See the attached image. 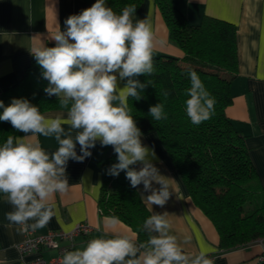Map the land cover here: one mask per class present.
Returning <instances> with one entry per match:
<instances>
[{"label": "clouds", "instance_id": "1", "mask_svg": "<svg viewBox=\"0 0 264 264\" xmlns=\"http://www.w3.org/2000/svg\"><path fill=\"white\" fill-rule=\"evenodd\" d=\"M135 9L125 6L117 14L106 0H96L64 21L66 30L51 37L54 47L40 42L31 48L48 81L44 91L67 109L66 118H48L27 99L14 98L8 106L0 101V121L26 134L9 135L0 145V195L13 208L5 217L11 224L23 226V231L42 229L58 216L53 199L69 188L68 161L83 162L92 155L89 149L97 141L112 146L117 155L118 163L108 173L118 176L124 171L133 188L143 184L150 192L146 197L149 205L163 207L171 197L170 179L149 160L155 152L143 145L128 104L129 98L140 100L148 86L137 77L154 72L152 24L148 17L134 22ZM117 74L126 80L123 89L117 87ZM189 79L185 110L190 121L199 125L214 114L215 99L195 71L189 72ZM149 115L157 121L167 119L161 103L151 106ZM37 135L54 137L57 150L46 152L32 139ZM77 143L81 155L76 152ZM137 163L142 164L138 170L132 167ZM153 183L160 187L153 188ZM167 215L153 214L144 221L143 229L149 233L145 242L137 244L126 234L93 238L82 249L66 252L61 264H214L205 251L195 256L185 253L170 234ZM105 220L110 226L120 223L116 216Z\"/></svg>", "mask_w": 264, "mask_h": 264}, {"label": "crops", "instance_id": "2", "mask_svg": "<svg viewBox=\"0 0 264 264\" xmlns=\"http://www.w3.org/2000/svg\"><path fill=\"white\" fill-rule=\"evenodd\" d=\"M95 2L0 0V92L20 79L33 58L30 50L34 45L42 42L46 47H54L55 41L51 37L58 30H66L64 21L70 15L80 14ZM172 2L189 23H198L206 15L227 20L236 27L237 72L230 83L231 103L225 108V113L234 128L243 134L259 186L264 189V0ZM146 17L150 19L154 32L153 55L163 53L181 57L183 52L170 41L168 28L154 0H142L135 9L133 21ZM125 84L126 81L117 74L118 89H123ZM41 113L48 118H66L67 109L55 108ZM64 127L67 130L68 126ZM32 139L39 142L48 153L55 152L59 146L54 137L37 135ZM141 140L143 145L154 150L155 157L149 155L148 158L162 176L170 179L168 183L172 194L161 207L148 204L146 197L150 192L144 190L143 184L136 188L151 215L168 214L170 234L176 236L185 253L195 256L205 251L207 255L213 256L214 264H259L264 257V240L221 252L215 226L193 202L158 133L154 130L142 133ZM89 151L92 155L83 162L70 159L67 163L69 188L65 193H56L53 199L58 216H54L46 227L28 231L41 235L50 230H69L78 222H86L93 229L89 235L75 237L73 251L82 249L93 238H112L117 234L133 236L139 244L130 226L120 220L119 224L110 226L105 218L111 216L99 211L102 184L100 162L114 152L113 147L101 146L97 141L96 146ZM76 152L81 155L78 143ZM133 167L138 170L142 164L137 163ZM159 187L153 183V188ZM10 211H13L12 206L6 202L5 196L0 195V264H24L17 244L24 238L26 231H23V226L11 224L6 219L5 214ZM42 253L50 257L54 251L44 250Z\"/></svg>", "mask_w": 264, "mask_h": 264}, {"label": "trees", "instance_id": "3", "mask_svg": "<svg viewBox=\"0 0 264 264\" xmlns=\"http://www.w3.org/2000/svg\"><path fill=\"white\" fill-rule=\"evenodd\" d=\"M154 1L170 41L183 55H153L154 72L137 77L148 86L140 100L129 98L130 114L142 133H158L193 202L215 226L221 252L264 240V189L259 186L243 134L225 113L231 103L230 83L237 72L236 27L232 22L206 15L198 23H189L172 0ZM141 2L107 0L108 7L117 14L125 6L137 8ZM191 71L198 74L215 99L214 114L199 125L190 121L185 110ZM47 86L33 57L20 79L0 92V101L8 106L14 98L27 99L40 112L61 108L57 98L45 93ZM158 103L164 105L167 119L157 121L149 115L150 107ZM22 134L9 122L0 121V145L9 135ZM115 163V152L100 162L99 211L118 217L136 233L138 243L145 242L149 233L143 224L151 214L124 171L118 176L108 173ZM259 264H264V257Z\"/></svg>", "mask_w": 264, "mask_h": 264}, {"label": "built area", "instance_id": "4", "mask_svg": "<svg viewBox=\"0 0 264 264\" xmlns=\"http://www.w3.org/2000/svg\"><path fill=\"white\" fill-rule=\"evenodd\" d=\"M92 227L86 222H78L69 230H50L45 234L35 235L26 231L24 238L18 242L17 248L24 264H61L63 255L73 251L75 237L89 235ZM52 250L50 257L42 251ZM213 260L212 255H207Z\"/></svg>", "mask_w": 264, "mask_h": 264}, {"label": "rangeland", "instance_id": "5", "mask_svg": "<svg viewBox=\"0 0 264 264\" xmlns=\"http://www.w3.org/2000/svg\"><path fill=\"white\" fill-rule=\"evenodd\" d=\"M259 240H261V239H259Z\"/></svg>", "mask_w": 264, "mask_h": 264}]
</instances>
